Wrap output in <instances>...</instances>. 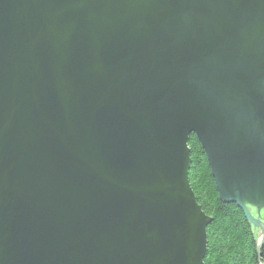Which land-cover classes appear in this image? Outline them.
Listing matches in <instances>:
<instances>
[{
    "label": "water",
    "instance_id": "water-1",
    "mask_svg": "<svg viewBox=\"0 0 264 264\" xmlns=\"http://www.w3.org/2000/svg\"><path fill=\"white\" fill-rule=\"evenodd\" d=\"M219 198L264 244V0H0V264H204Z\"/></svg>",
    "mask_w": 264,
    "mask_h": 264
},
{
    "label": "trees",
    "instance_id": "trees-1",
    "mask_svg": "<svg viewBox=\"0 0 264 264\" xmlns=\"http://www.w3.org/2000/svg\"><path fill=\"white\" fill-rule=\"evenodd\" d=\"M189 183L197 203L211 218L206 228L204 264H264V244L257 253L256 229L233 203L219 198L210 168L196 137L188 139Z\"/></svg>",
    "mask_w": 264,
    "mask_h": 264
},
{
    "label": "bare ground",
    "instance_id": "bare-ground-1",
    "mask_svg": "<svg viewBox=\"0 0 264 264\" xmlns=\"http://www.w3.org/2000/svg\"><path fill=\"white\" fill-rule=\"evenodd\" d=\"M207 236V235H206Z\"/></svg>",
    "mask_w": 264,
    "mask_h": 264
}]
</instances>
